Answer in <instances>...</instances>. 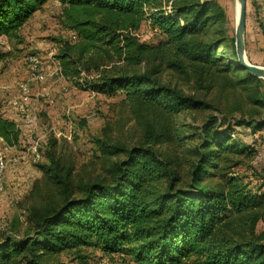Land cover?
<instances>
[{
  "label": "trees",
  "instance_id": "1",
  "mask_svg": "<svg viewBox=\"0 0 264 264\" xmlns=\"http://www.w3.org/2000/svg\"><path fill=\"white\" fill-rule=\"evenodd\" d=\"M47 1L0 0V36ZM57 1L77 37L59 39L61 74L120 94L134 131L127 139L105 129L81 163L49 139L24 198L30 231L0 235V264H94V252L109 264H264V173L255 144L235 134L264 129V79L238 63L225 8L217 0ZM144 23L158 31L156 43L140 38ZM201 112L210 115L198 127L179 122ZM20 133L0 114V138L15 145ZM242 164L260 179L253 187Z\"/></svg>",
  "mask_w": 264,
  "mask_h": 264
},
{
  "label": "rangeland",
  "instance_id": "2",
  "mask_svg": "<svg viewBox=\"0 0 264 264\" xmlns=\"http://www.w3.org/2000/svg\"><path fill=\"white\" fill-rule=\"evenodd\" d=\"M217 1L226 10L228 34L235 37L236 0ZM61 12L57 0H48L16 33L0 36V114L13 117L21 132L15 145L0 138V159L7 162L0 190V235L14 231L23 236L30 231L24 198L32 181L41 177L37 164L45 161L44 151L49 139L57 137L63 149L73 153L81 163L92 157L96 151L94 139L102 136L105 129L112 127L113 136L127 139L134 131L132 117L120 106V94L109 96L92 90L85 79L71 80L61 74L56 57L59 39L75 41L77 38L62 25ZM246 24L247 59L264 66V0H247ZM257 33L263 35L259 48L254 47L259 41ZM139 34L148 43H156L161 38L148 23L141 26ZM30 54L41 57L45 81L30 80L27 67ZM23 84L29 86L27 100L23 99ZM25 103L28 104L27 113L23 111ZM208 115L210 112L197 113L194 119L186 113L180 116L179 122L185 128L188 124L198 127ZM31 117L35 120L29 121ZM236 131L244 141L255 144L259 153L253 163L264 173V129L255 134L245 127H236ZM14 158L16 162L12 161ZM250 165L242 164L238 171L252 175ZM249 179L252 187L260 181L253 175ZM91 259L94 264H109L100 252L91 253Z\"/></svg>",
  "mask_w": 264,
  "mask_h": 264
},
{
  "label": "water",
  "instance_id": "3",
  "mask_svg": "<svg viewBox=\"0 0 264 264\" xmlns=\"http://www.w3.org/2000/svg\"><path fill=\"white\" fill-rule=\"evenodd\" d=\"M237 22L235 30V46L238 63L250 73L264 79V66L249 62L246 56L245 32H246V0H236Z\"/></svg>",
  "mask_w": 264,
  "mask_h": 264
},
{
  "label": "built area",
  "instance_id": "4",
  "mask_svg": "<svg viewBox=\"0 0 264 264\" xmlns=\"http://www.w3.org/2000/svg\"><path fill=\"white\" fill-rule=\"evenodd\" d=\"M27 67H28V73L30 75V80H36L38 82H42L46 80V73L43 66V61L40 56L37 54H30L27 57ZM22 92H23V99H28V92H29V86L28 84L22 85ZM28 104L25 103V109L23 110L25 113L28 112V108L26 107ZM35 118H29V121H33ZM16 158H14L12 161L16 162ZM7 166V162L4 159H0V190L3 189L4 185V169Z\"/></svg>",
  "mask_w": 264,
  "mask_h": 264
},
{
  "label": "crops",
  "instance_id": "5",
  "mask_svg": "<svg viewBox=\"0 0 264 264\" xmlns=\"http://www.w3.org/2000/svg\"><path fill=\"white\" fill-rule=\"evenodd\" d=\"M255 35H257L256 37H257V39L259 40L256 44H254V47H256V48H259L258 46L261 44V40H263V39H261V37L263 36V35H261L260 33H257V34H255ZM245 36H246V34H245ZM263 42V41H262ZM246 43H247V41H246ZM247 47V45H245V48ZM254 63V62H253ZM254 64H256V63H254ZM257 65H259V64H257ZM261 66H263V65H261ZM8 119H10V120H13V117H7ZM10 178H8V180H9ZM34 181V180H33ZM33 181H32V183H31V185H30V188L29 189H31V187H32V184H33Z\"/></svg>",
  "mask_w": 264,
  "mask_h": 264
}]
</instances>
